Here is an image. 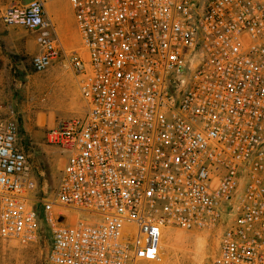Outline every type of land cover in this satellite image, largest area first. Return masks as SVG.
<instances>
[{"label":"built area","instance_id":"obj_1","mask_svg":"<svg viewBox=\"0 0 264 264\" xmlns=\"http://www.w3.org/2000/svg\"><path fill=\"white\" fill-rule=\"evenodd\" d=\"M67 48L44 0L5 25L31 65L72 70L84 103L47 134L66 155L38 195L19 124L0 117V238L51 236L53 264H140L176 227L219 231L207 264H264V0H69Z\"/></svg>","mask_w":264,"mask_h":264},{"label":"rangeland","instance_id":"obj_2","mask_svg":"<svg viewBox=\"0 0 264 264\" xmlns=\"http://www.w3.org/2000/svg\"><path fill=\"white\" fill-rule=\"evenodd\" d=\"M29 1L0 0V117L18 121L19 144L29 156L40 196L54 188L59 176L51 158L61 150L49 144L47 134L61 119L81 115L84 103L76 77L60 61L43 71L32 68V56L38 51L36 33L22 25L3 23L1 15L8 5ZM56 30L67 48L80 45L72 9L56 23ZM218 240V230L173 227L163 238L160 259L140 264H207L218 249ZM50 247L51 236L45 226L35 242L0 238V264H53L48 258Z\"/></svg>","mask_w":264,"mask_h":264},{"label":"crops","instance_id":"obj_3","mask_svg":"<svg viewBox=\"0 0 264 264\" xmlns=\"http://www.w3.org/2000/svg\"><path fill=\"white\" fill-rule=\"evenodd\" d=\"M44 1L46 5L47 14L55 23V25L57 22L63 21L65 16L67 15V12L71 10V4L69 0H44ZM26 3L22 2V4H26ZM71 72L75 77L74 72L72 70ZM51 160L53 161L52 162L53 166L58 168V173H59L60 169L63 167L64 163L66 162V155L61 151L59 154L54 155L51 158Z\"/></svg>","mask_w":264,"mask_h":264}]
</instances>
